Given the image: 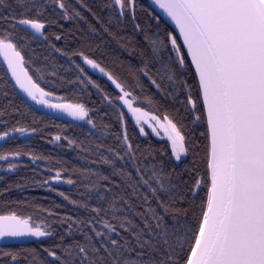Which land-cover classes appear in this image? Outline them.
I'll list each match as a JSON object with an SVG mask.
<instances>
[{"label": "snow or ice", "instance_id": "1", "mask_svg": "<svg viewBox=\"0 0 264 264\" xmlns=\"http://www.w3.org/2000/svg\"><path fill=\"white\" fill-rule=\"evenodd\" d=\"M51 3L64 10L62 18H71L68 0H51ZM154 3L174 23L179 35L169 31L163 38L150 39L151 58L143 61L138 71L158 90L177 83L181 90L188 88L189 110L199 113L195 114L194 121L206 124V131L201 133L207 140L206 173L203 176L195 170L189 173L188 191L193 198L201 188H207L198 223L192 227L177 222L171 229L164 224L165 216L170 215L175 221L180 213L175 207V170L166 171L150 152H140L139 146L134 147L124 132L115 137V147L101 142L89 149L97 154L92 163L106 166L110 174L97 169L79 173L88 181L85 188L96 192L97 205L89 207L73 200L71 202L83 207L88 216L76 220L67 217L61 221L68 223L69 229L75 225L76 231L84 237L83 242L45 248L44 252L51 259L40 260L39 264L53 261L56 264H264V0H154ZM6 4L7 0H0V7ZM16 4L23 9L21 13L0 16L9 20L11 29L7 35L0 31V56L16 84L36 103L66 112L76 120L87 118L86 122L96 127L84 104L52 103L46 97H53V93L45 91L28 74L22 50H18L15 29L17 25L25 26L44 36L47 25L41 17L45 0H16ZM106 6L120 17L131 15L136 19L137 0H108ZM71 13L84 19L75 8ZM134 28L139 31L140 25L134 24ZM55 39L61 37L56 35ZM164 52L169 53L166 59ZM73 54L106 75L120 90L122 95L118 100L141 125V134H146L145 123L156 131L151 123L154 121L167 133L177 161L188 153L192 143L186 141L183 125L178 127L168 115L163 117L166 123L161 124L157 116H149L148 112L133 106L138 99L133 92L142 87L138 76L130 74L135 83L128 84L132 88L128 91L124 82L106 72L95 59L83 52ZM177 66L194 69L195 98L191 86L178 81ZM77 68L80 73L84 72L79 65ZM80 83L90 81L80 80ZM145 100L151 103L150 99ZM198 102L202 105L200 109H197ZM13 131L24 134L27 129L20 127ZM9 135L8 131L0 132V140ZM54 139L59 141L61 136L56 135ZM68 143L72 145L76 141L68 140ZM21 155L19 150L0 153V161ZM15 168V164L8 165V170ZM113 176L119 177L120 183L113 182ZM60 177L61 172L57 171L51 179ZM43 183L47 184L48 180ZM66 183L75 181L69 179ZM60 195L69 199L64 193ZM184 199L183 195L179 197L181 202ZM181 229L184 230L182 236L178 235ZM50 235L52 232L47 226L33 225L29 219L15 214L0 216V240ZM63 239L62 236L61 241ZM22 255L28 258L25 253L0 249V264H19ZM32 256L29 264H36L34 253ZM3 257H8V261Z\"/></svg>", "mask_w": 264, "mask_h": 264}, {"label": "trees", "instance_id": "2", "mask_svg": "<svg viewBox=\"0 0 264 264\" xmlns=\"http://www.w3.org/2000/svg\"><path fill=\"white\" fill-rule=\"evenodd\" d=\"M107 3L108 0H84L83 4L80 0H68L71 18L64 19L61 15L64 10L53 5L51 0H45L41 19L47 25L43 30L47 39L40 40L19 25L15 29L18 50H22L21 54L26 61L25 68L34 82L63 102L84 104L96 127L89 125L87 118L73 123L55 119L32 108L17 94L0 61V132L17 133L0 145V153L17 150L22 153L17 159L0 163V216L15 214L29 219L31 224L47 226L52 232V235L43 240L0 246L4 251L28 254L27 259L23 255L19 258V264H29L33 253L36 264L40 260H50L44 252L45 248L83 242L84 237L76 231L75 225L69 229L68 223L61 221L67 217L76 220L88 216L83 207L71 202L73 200L86 203L89 207L97 205L96 192L85 188L88 181L79 173L81 170L97 169L104 174H110L106 166L92 163L97 154L89 149L101 142L115 147V137L124 132L134 147L139 146L140 152H150L162 162L166 171L175 170V207L180 213L175 221L172 216H165L164 224L171 229L177 222L187 223L192 227L198 223L201 201L206 197L207 188H201L193 198L188 191L191 185L189 173L192 170L201 176L206 173L207 140L201 135L206 131V124L194 121L195 114L199 113L189 110L191 106L186 102L188 88L181 90L177 83L158 90L148 77L138 71L143 67L142 62L151 58L150 39L157 36L163 38L169 31H174L177 36L178 34L149 0H137L135 21L140 25L139 34L134 28L131 15L124 16L121 21L119 15L106 6ZM72 8L79 11L84 19L72 15ZM22 11L16 0H7V4L0 7V16L11 17ZM0 31L5 35L11 31L9 20L0 19ZM56 35L61 39L56 40ZM57 48L61 51L57 52ZM79 52L95 59L106 72L124 82L128 91H132L128 84L135 83L133 75L130 74L138 76L142 87H137L133 92V96L138 97L134 101L135 107L162 119L168 115L178 127L183 125L186 141L190 140L192 143V148L184 158L179 161L175 159L169 140L156 137L149 129L146 134L139 132L128 112L118 103V96L121 95L119 90L105 77L89 70L81 56L73 54ZM168 55V52L163 53L165 59ZM77 65L84 69L83 73L79 72ZM175 74L178 81L183 80L191 86L195 98L197 91L194 69L177 66ZM80 80L90 83H80ZM145 98L150 99L151 103H147ZM200 108L202 105L198 102L197 109ZM20 127L27 129V132L21 134L13 131ZM56 135H60L61 140L56 141ZM68 140L76 143L70 145ZM10 163L17 166L11 173L4 171V167ZM57 171L61 172L60 179H51ZM69 179L75 183H66ZM45 180H48L47 184L43 183ZM111 180L120 183L119 177L113 176ZM60 193H64L69 199H64ZM181 195L185 197L182 202L179 200ZM153 205L155 206V201ZM135 219L137 223L140 222L139 218ZM183 231L181 229L178 235L182 236ZM8 259L3 257L5 262ZM52 264L56 262L53 261Z\"/></svg>", "mask_w": 264, "mask_h": 264}, {"label": "water", "instance_id": "3", "mask_svg": "<svg viewBox=\"0 0 264 264\" xmlns=\"http://www.w3.org/2000/svg\"><path fill=\"white\" fill-rule=\"evenodd\" d=\"M157 11V10H156ZM158 12V11H157ZM163 17V16H162ZM164 18V17H163ZM165 19V18H164ZM172 27L173 29L175 30V26L170 22L168 21L167 19H165ZM134 24H137L135 22V20H133ZM20 26V25H19ZM21 28H23L25 31H27L28 33L34 35L35 37H37L38 39L40 40H44V36H40L39 34H35L33 33V31L31 29H27L25 26H20ZM137 33L139 34L140 33V30H136ZM177 32V34L179 35L178 33V30H175ZM0 61L2 63V66L4 67L15 91L17 92V94L28 104L30 105L32 108L36 109L37 111L45 114V115H48V116H51L55 119H59V120H62V121H69V122H73L75 123L76 119H73L71 116H69L66 112H61L59 110H56V109H51V108H48L46 105H42V104H38L36 103L35 101H33L28 95L27 93H25L20 87L18 84H16V81H15V78L12 76L11 74V71L8 69V66H7V63L6 61H4L3 57L0 56ZM86 66L91 70L93 71L94 73L96 74H99V75H102L103 73H101L98 69H92L90 65H87ZM26 69V68H25ZM46 91V90H45ZM48 92V91H47ZM55 97V98H53ZM53 97H46V99H49L52 103H64V104H68V103H65V102H61L60 101V98L56 95L53 94ZM122 106L123 108L128 112L129 116L131 119L133 120H136L135 117L132 115V113L128 110L127 106H125L123 103H122ZM146 119V118H144ZM17 133H14V134H10L7 138H5V140H0V145H2L3 143H5L7 140L11 139L14 135H16ZM7 216V215H5ZM10 216V215H8ZM47 237V236H46ZM46 237H40V238H36V237H31V236H25V237H18V238H4L2 240H0V246L1 245H10V244H26V243H30V242H33V241H37V240H43V239H46Z\"/></svg>", "mask_w": 264, "mask_h": 264}, {"label": "rangeland", "instance_id": "4", "mask_svg": "<svg viewBox=\"0 0 264 264\" xmlns=\"http://www.w3.org/2000/svg\"><path fill=\"white\" fill-rule=\"evenodd\" d=\"M149 1H150V3L152 2V0H149ZM135 22H136V21H135ZM133 24H134V22H133ZM114 86H115V85H114ZM117 90H119V89H117ZM119 91H120V90H119ZM120 93H121V92H120ZM121 95H122V93H121ZM118 103H123V102L118 100ZM133 106H134V104H133ZM144 112H147V111H144ZM148 114H149V116H155L154 114H152V113H150V112H148ZM158 118H159V117H158ZM146 119H147V117H146ZM159 119H160L161 124L166 123V121H164L162 118H159ZM151 123L156 127L157 130L154 131L152 127L149 128V127H147L145 124H143L144 131L146 132V130L149 129V130L153 133V135H155L156 137H158V138H163V139L168 140V138H167V133L164 131L163 127H161L160 125H156L154 121H152ZM134 124L136 125V127L138 128V130H139V132H140V127H141V125H138V124L136 123L135 120H134ZM140 133H141V132H140ZM184 156H185V155L181 156V158H184ZM10 159H17V158H16V157H15V158H12V157L9 156L8 161H9ZM3 162H6V161H0V163H3ZM16 168H17V166H16ZM14 170H15V169H13V170H8V166L4 167V171L10 172V173L13 172ZM30 222H31V221H30ZM32 224H33V223H32ZM33 225H36V224H33Z\"/></svg>", "mask_w": 264, "mask_h": 264}, {"label": "bare ground", "instance_id": "5", "mask_svg": "<svg viewBox=\"0 0 264 264\" xmlns=\"http://www.w3.org/2000/svg\"><path fill=\"white\" fill-rule=\"evenodd\" d=\"M152 5L154 6V8L165 18V19H167L168 21H170L173 25H174V23L170 20V18H168L167 16H166V14L163 12V10L162 9H159V7L154 3V0H152ZM175 26V25H174Z\"/></svg>", "mask_w": 264, "mask_h": 264}, {"label": "flooded vegetation", "instance_id": "6", "mask_svg": "<svg viewBox=\"0 0 264 264\" xmlns=\"http://www.w3.org/2000/svg\"><path fill=\"white\" fill-rule=\"evenodd\" d=\"M119 18H120V20H121V21H123V20H124V17H120V16H119ZM131 18H132V17H131ZM132 21H133V19H132ZM86 67H87V66H86ZM87 68H88V67H87ZM88 69H89V68H88ZM89 70H90V69H89ZM92 72H93V71H92ZM98 75H99V74H98ZM100 76H103V77H105V78L107 79V81L111 83V81H109V80H108V78H107V76H106V75L102 74V75H100ZM119 92H120V91H119ZM60 101H61V99H60ZM62 102H63V101H62ZM120 104L122 105V103H120ZM134 107H135V105H134ZM142 111H144V110H142ZM145 118H146V117H145ZM145 125H146L147 127H149V125H148V124H146V123H145ZM149 128H150V127H149Z\"/></svg>", "mask_w": 264, "mask_h": 264}]
</instances>
